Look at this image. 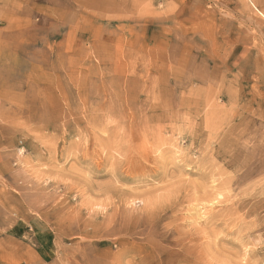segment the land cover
Instances as JSON below:
<instances>
[{"label": "rangeland", "instance_id": "1", "mask_svg": "<svg viewBox=\"0 0 264 264\" xmlns=\"http://www.w3.org/2000/svg\"><path fill=\"white\" fill-rule=\"evenodd\" d=\"M0 264H264V0H0Z\"/></svg>", "mask_w": 264, "mask_h": 264}, {"label": "bare ground", "instance_id": "2", "mask_svg": "<svg viewBox=\"0 0 264 264\" xmlns=\"http://www.w3.org/2000/svg\"><path fill=\"white\" fill-rule=\"evenodd\" d=\"M145 154V153H144ZM146 155V154H145ZM154 155V154H153ZM140 156V155H139ZM143 156V155H142ZM136 157V156H135ZM148 157V156H147ZM145 158V156H143V159ZM149 158V157H148ZM146 159V158H145ZM147 160V159H146ZM207 223V222H206Z\"/></svg>", "mask_w": 264, "mask_h": 264}]
</instances>
